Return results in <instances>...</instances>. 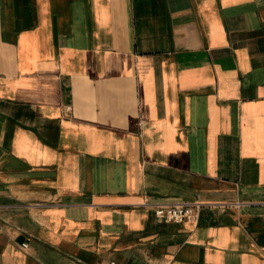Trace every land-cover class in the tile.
<instances>
[{
	"label": "crops",
	"instance_id": "1",
	"mask_svg": "<svg viewBox=\"0 0 264 264\" xmlns=\"http://www.w3.org/2000/svg\"><path fill=\"white\" fill-rule=\"evenodd\" d=\"M0 264H264V0H0Z\"/></svg>",
	"mask_w": 264,
	"mask_h": 264
},
{
	"label": "built area",
	"instance_id": "2",
	"mask_svg": "<svg viewBox=\"0 0 264 264\" xmlns=\"http://www.w3.org/2000/svg\"><path fill=\"white\" fill-rule=\"evenodd\" d=\"M202 205L203 204L200 202L157 204L154 208V212L159 220L179 224L186 220H193L197 216ZM23 245L25 246V244Z\"/></svg>",
	"mask_w": 264,
	"mask_h": 264
}]
</instances>
